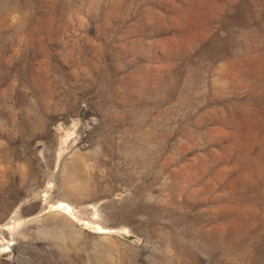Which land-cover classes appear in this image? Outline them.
Wrapping results in <instances>:
<instances>
[{
  "label": "rangeland",
  "instance_id": "1",
  "mask_svg": "<svg viewBox=\"0 0 264 264\" xmlns=\"http://www.w3.org/2000/svg\"><path fill=\"white\" fill-rule=\"evenodd\" d=\"M0 264H264V0H0Z\"/></svg>",
  "mask_w": 264,
  "mask_h": 264
}]
</instances>
